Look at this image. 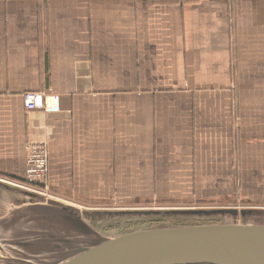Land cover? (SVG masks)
I'll list each match as a JSON object with an SVG mask.
<instances>
[{
  "label": "crops",
  "instance_id": "obj_1",
  "mask_svg": "<svg viewBox=\"0 0 264 264\" xmlns=\"http://www.w3.org/2000/svg\"><path fill=\"white\" fill-rule=\"evenodd\" d=\"M38 143L65 202L264 205V0H0L1 179Z\"/></svg>",
  "mask_w": 264,
  "mask_h": 264
},
{
  "label": "rangeland",
  "instance_id": "obj_2",
  "mask_svg": "<svg viewBox=\"0 0 264 264\" xmlns=\"http://www.w3.org/2000/svg\"><path fill=\"white\" fill-rule=\"evenodd\" d=\"M4 182L0 180V191L8 189L4 185L6 182ZM46 187L47 190L36 188L38 192L31 191L34 194L33 196L24 193L23 195L26 198L23 202L21 200L11 202L12 206L8 203V210H5L2 206L0 207V214L9 213L0 221V264H61L64 262L73 249L71 246H80V243L84 241V235H80L77 230L78 226L69 227L66 224L67 212L63 210L64 206H73L72 209L85 220L87 226L103 237L159 226L211 222L264 224V205L237 204L238 211L242 209L249 211L244 216L240 213L237 216L231 214L190 215L164 213L166 210L181 208L207 210L226 208L221 206V201L218 200L201 203L200 206L194 208L181 203L182 201L172 199H158L149 204H144L142 200L135 199L131 200L132 202L128 201V204H124L125 201L114 204L102 203L101 206L93 209L95 208L94 204L87 203L84 206L65 202V200L56 197L48 186ZM7 191L21 194L14 190ZM25 201L30 204H25ZM18 207L23 209L12 211V209ZM229 207L235 208L233 206ZM149 209H152L155 213L149 215L143 213L144 210ZM77 213L76 215H78ZM28 254H36V257L30 258ZM41 254L46 256L41 257ZM70 257L72 256L70 255Z\"/></svg>",
  "mask_w": 264,
  "mask_h": 264
},
{
  "label": "water",
  "instance_id": "obj_3",
  "mask_svg": "<svg viewBox=\"0 0 264 264\" xmlns=\"http://www.w3.org/2000/svg\"><path fill=\"white\" fill-rule=\"evenodd\" d=\"M4 185L8 190L34 195ZM72 207L63 208L67 212L66 224L69 227L78 226L77 230L80 235H84V241L80 246L70 245L73 249L61 264H264L262 223L159 226L103 237L89 228ZM247 212L245 209L238 211L237 208H220L172 209L164 213L236 216L240 213L243 216ZM143 213L149 215L155 211L149 209Z\"/></svg>",
  "mask_w": 264,
  "mask_h": 264
},
{
  "label": "built area",
  "instance_id": "obj_4",
  "mask_svg": "<svg viewBox=\"0 0 264 264\" xmlns=\"http://www.w3.org/2000/svg\"><path fill=\"white\" fill-rule=\"evenodd\" d=\"M48 98V97H47ZM25 105L28 110L44 108L46 106V97L43 93L29 92L25 94ZM48 175V149L43 143L30 144L28 147L27 169L25 182H13L8 179H1L7 184L38 192L36 188L47 190Z\"/></svg>",
  "mask_w": 264,
  "mask_h": 264
},
{
  "label": "flooded vegetation",
  "instance_id": "obj_5",
  "mask_svg": "<svg viewBox=\"0 0 264 264\" xmlns=\"http://www.w3.org/2000/svg\"><path fill=\"white\" fill-rule=\"evenodd\" d=\"M19 192V191H18ZM21 193V192H20ZM22 194V193H21ZM21 194H19V193H16V192H11V191H7V190H5V189H2L1 191H0V204L1 203H5V202H7V203H10L11 204V206H12V203L11 202H17V201H19V200H21L22 202H23V200L26 198V196L25 195H21ZM28 198H30V197H28ZM29 201V200H28ZM25 204H30V203H28V202H24ZM0 207H1V205H0ZM20 209H23V208H20V207H18V208H14V209H12V211L13 210H20ZM9 213H1L0 214V221H1V219L3 218V217H5V216H7ZM244 216V215H243ZM19 241V240H18ZM26 242H28V241H26ZM22 243H25V242H22ZM28 253H32V252H28ZM37 253H38V251H37ZM41 253V252H40ZM47 255H48V253H46ZM29 255V257L30 258H35L36 257V254H28ZM42 256L41 257H43V256H46L45 254H41ZM20 261H22V260H20ZM23 261H26V260H23ZM27 262V261H26Z\"/></svg>",
  "mask_w": 264,
  "mask_h": 264
},
{
  "label": "trees",
  "instance_id": "obj_6",
  "mask_svg": "<svg viewBox=\"0 0 264 264\" xmlns=\"http://www.w3.org/2000/svg\"><path fill=\"white\" fill-rule=\"evenodd\" d=\"M211 223H214V222H211Z\"/></svg>",
  "mask_w": 264,
  "mask_h": 264
}]
</instances>
